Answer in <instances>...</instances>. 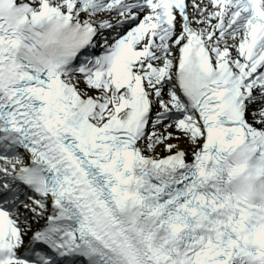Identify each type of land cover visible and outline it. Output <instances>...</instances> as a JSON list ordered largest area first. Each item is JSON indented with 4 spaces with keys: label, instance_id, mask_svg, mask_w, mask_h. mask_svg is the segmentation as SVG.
<instances>
[{
    "label": "snow or ice",
    "instance_id": "obj_1",
    "mask_svg": "<svg viewBox=\"0 0 264 264\" xmlns=\"http://www.w3.org/2000/svg\"><path fill=\"white\" fill-rule=\"evenodd\" d=\"M17 11L90 38L62 68H6L0 29V264H264V0Z\"/></svg>",
    "mask_w": 264,
    "mask_h": 264
},
{
    "label": "clouds",
    "instance_id": "obj_2",
    "mask_svg": "<svg viewBox=\"0 0 264 264\" xmlns=\"http://www.w3.org/2000/svg\"><path fill=\"white\" fill-rule=\"evenodd\" d=\"M0 29L20 37V44L8 51L10 59L5 62L6 68L13 62L19 63L20 57L35 68H62L90 38V32L84 27L71 20L65 21L62 17L43 18L36 23L24 20L14 3L10 5L7 0L0 3ZM229 182L235 195L250 196L247 177L234 176Z\"/></svg>",
    "mask_w": 264,
    "mask_h": 264
}]
</instances>
